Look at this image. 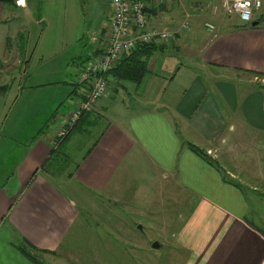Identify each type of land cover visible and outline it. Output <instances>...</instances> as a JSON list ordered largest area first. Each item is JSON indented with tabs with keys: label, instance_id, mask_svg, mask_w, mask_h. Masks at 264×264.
Listing matches in <instances>:
<instances>
[{
	"label": "crops",
	"instance_id": "crops-1",
	"mask_svg": "<svg viewBox=\"0 0 264 264\" xmlns=\"http://www.w3.org/2000/svg\"><path fill=\"white\" fill-rule=\"evenodd\" d=\"M17 1L16 8H24L26 0ZM261 2L253 14L252 22L259 21L256 25L237 29L239 23L230 28L226 24L192 49L186 44L193 63L203 73L192 74L187 66L192 77L183 92L164 93L159 101L144 99L135 105L126 101L129 109L119 121L101 112L108 92L74 128L83 129L84 123L95 126L100 119H108L67 175L41 170L55 145L56 128L51 138L40 128L23 141V155L11 177L17 188L10 193L0 189V264H36L12 245L17 239L35 247L41 260L62 264L56 259L58 251L69 245L73 228L79 224L83 196L94 192L116 201L129 195L133 186L145 190L144 186L160 174L190 196L188 212L175 235L188 249L181 264H264V84L249 89L242 86L247 89L241 90L237 85L229 88L231 81L224 77L220 84L211 79L245 71L263 80L264 13L259 12L262 6L264 9V0ZM5 6L0 2V70L7 64V24L12 15ZM108 24L109 20L107 28ZM96 49L95 44L90 54ZM185 69L184 65L178 67L174 76L169 75L170 80ZM112 80L125 88L124 82ZM74 84L71 93L79 100L83 88ZM49 114L46 124L67 116L60 113L59 106ZM174 122L186 133L184 143ZM228 140L232 141L230 147ZM188 144L201 148L210 161ZM238 146L243 154L239 155ZM225 151L234 166L248 170V182L241 184L236 173L220 163ZM138 162H145L147 169L132 175L130 165L133 170ZM59 177L65 178L55 179ZM242 185L260 189L257 198L262 203L258 208L250 203Z\"/></svg>",
	"mask_w": 264,
	"mask_h": 264
},
{
	"label": "rangeland",
	"instance_id": "rangeland-1",
	"mask_svg": "<svg viewBox=\"0 0 264 264\" xmlns=\"http://www.w3.org/2000/svg\"><path fill=\"white\" fill-rule=\"evenodd\" d=\"M24 4L21 9L16 8V2L5 6L12 15L7 24V64L0 70V189L9 193L17 188L11 177L23 155V141L38 133L40 128L45 129L50 138L54 136L55 128L64 124L70 114L67 113L78 101V96L71 90L75 89L74 83L78 84L80 65L86 64V57L95 46L92 37L102 30L108 32L106 25L111 10L109 0H41L39 7L35 0H26ZM155 10L149 14V23L158 29L175 32V37L158 42L163 44V50L150 57L147 67L151 72L146 73L140 83L124 82L125 88H122L113 80L109 81L110 95L101 100V112L115 121L123 119L129 109L127 102L132 101L135 105L144 99L159 101L164 98V93L183 92L190 85L194 72L203 73L193 63L186 44L193 48L226 24L229 27L239 23L235 28L241 29L251 23L225 15L219 0H172ZM261 12L264 13L263 6ZM206 24L213 25V28ZM97 39L104 41V38ZM181 65L186 69L170 80L169 75L174 76L173 72ZM187 66L192 74L187 71ZM240 76L246 77L247 81ZM223 77L231 81L229 88L237 85L243 90L264 84V78L260 80L245 71L211 79L215 80L214 84H220L218 81ZM246 85L247 88L242 87ZM58 106L60 113L67 116L46 124L49 113ZM107 120L102 118L95 126L84 123L83 129L70 128L58 151L67 157L63 163H58L64 171L61 176L73 170ZM174 123L184 143L188 140L186 133L181 132V124ZM231 142L228 140L226 145L230 147ZM237 151L239 155L243 154L239 146ZM222 156L225 163H220L234 171L241 184L248 182V170L234 166L227 151ZM132 168L130 165L132 175L147 169L145 162H138L136 168ZM165 179L161 174L155 175L152 182L144 186L145 190L142 191L140 185L133 186L129 195L118 197L116 201L94 192L83 196L85 202L81 208L85 205L79 224L73 228L69 245L59 249L61 258L56 259L62 264H181L188 249L175 240V235L188 212L190 196L173 184L171 178ZM242 187L253 207L258 208L259 202H264L257 198L260 189ZM261 207L264 208L263 203ZM155 243L156 248L153 247Z\"/></svg>",
	"mask_w": 264,
	"mask_h": 264
},
{
	"label": "built area",
	"instance_id": "built-area-1",
	"mask_svg": "<svg viewBox=\"0 0 264 264\" xmlns=\"http://www.w3.org/2000/svg\"><path fill=\"white\" fill-rule=\"evenodd\" d=\"M170 1L172 0H110L106 42L102 45L101 51L90 57L78 74V85L83 88L81 97L65 118L64 124L56 129L55 145L66 136L70 128H73L82 114L96 108L109 92V81L112 77L106 75V72L124 54L137 44L162 42L175 37V32L158 29L148 20L150 10ZM261 4V0L259 7L257 0H219L220 9L225 15L237 17L242 22L252 21L254 12L259 10ZM206 25L210 29L213 28V25ZM92 40L98 42L96 36H93Z\"/></svg>",
	"mask_w": 264,
	"mask_h": 264
},
{
	"label": "trees",
	"instance_id": "trees-1",
	"mask_svg": "<svg viewBox=\"0 0 264 264\" xmlns=\"http://www.w3.org/2000/svg\"><path fill=\"white\" fill-rule=\"evenodd\" d=\"M0 2L13 5L15 3V0H0ZM35 3L39 7L41 4V0H35ZM164 4L165 3L160 4V7L158 8H161V6ZM152 11L155 12L156 10L153 9ZM109 18H110V13H109ZM95 36L97 38H104V43H105L106 42L105 37L108 36V32L106 30H102L99 34H95ZM94 43L97 45V49L94 50L88 57H86L87 60L86 64L91 59L90 57L98 54V52L101 51L102 42L100 41V39H98V42H94ZM162 50H163V44H159L158 42L137 44L132 50L124 54L111 68H109L106 72V75L112 77L115 81L118 82H132L138 84L142 81L143 77L148 72V67H147L148 59L158 51H162ZM86 64L80 65L81 69ZM64 140L62 139L58 141L57 144L51 148L49 157L41 165V170L61 171L62 169L61 165L58 163H63V160L65 161L67 157L65 156L64 153L60 155L58 151ZM188 147L192 151L197 153L199 156L210 161V159L206 156V154H203L202 150H199L196 146L192 144H188ZM57 164L58 167H56ZM12 245L15 246L25 257H27L32 262H35L36 264H46L39 258L37 254V252L39 251L35 247L27 243L25 240H21V239L14 240L12 242Z\"/></svg>",
	"mask_w": 264,
	"mask_h": 264
},
{
	"label": "water",
	"instance_id": "water-1",
	"mask_svg": "<svg viewBox=\"0 0 264 264\" xmlns=\"http://www.w3.org/2000/svg\"><path fill=\"white\" fill-rule=\"evenodd\" d=\"M263 19H264V18H263ZM258 22H259V21H253V22L251 21V25L254 26V25H256ZM153 247L156 248V247H158V245L155 243V244H153Z\"/></svg>",
	"mask_w": 264,
	"mask_h": 264
},
{
	"label": "clouds",
	"instance_id": "clouds-1",
	"mask_svg": "<svg viewBox=\"0 0 264 264\" xmlns=\"http://www.w3.org/2000/svg\"><path fill=\"white\" fill-rule=\"evenodd\" d=\"M19 2H20V0H19ZM21 3V2H20ZM23 3V2H22ZM257 7H259V0H257Z\"/></svg>",
	"mask_w": 264,
	"mask_h": 264
},
{
	"label": "snow or ice",
	"instance_id": "snow-or-ice-1",
	"mask_svg": "<svg viewBox=\"0 0 264 264\" xmlns=\"http://www.w3.org/2000/svg\"><path fill=\"white\" fill-rule=\"evenodd\" d=\"M20 2L22 3V2H23V0H20Z\"/></svg>",
	"mask_w": 264,
	"mask_h": 264
}]
</instances>
